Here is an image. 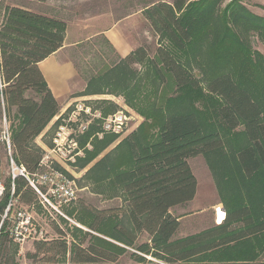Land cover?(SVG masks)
Returning a JSON list of instances; mask_svg holds the SVG:
<instances>
[{
  "label": "trees",
  "instance_id": "trees-1",
  "mask_svg": "<svg viewBox=\"0 0 264 264\" xmlns=\"http://www.w3.org/2000/svg\"><path fill=\"white\" fill-rule=\"evenodd\" d=\"M144 15L166 46L154 58L136 49L87 86L88 95L124 98L144 118L84 178L93 194L124 204L78 212L76 221L88 231L73 227V237L83 235L87 246L74 240L69 246L61 234L45 262L54 263L55 251L62 259L70 253L72 264H116L129 248L139 264H256L264 255V54L251 40L264 45V17L241 0H173L151 5ZM67 28L64 20L21 7H7L0 25V107L10 126L11 158L30 173L43 153L35 140L60 110L39 64L63 47ZM117 138H93L81 167ZM197 156L207 160L227 215L212 230L175 240L181 224L171 211L197 196L189 164ZM5 187L0 258L13 264L14 242L2 217L12 199L22 207L38 196L23 177H10ZM143 235L148 241L139 243ZM47 245L36 243L27 258Z\"/></svg>",
  "mask_w": 264,
  "mask_h": 264
},
{
  "label": "rangeland",
  "instance_id": "rangeland-1",
  "mask_svg": "<svg viewBox=\"0 0 264 264\" xmlns=\"http://www.w3.org/2000/svg\"><path fill=\"white\" fill-rule=\"evenodd\" d=\"M230 1L231 0H229V2ZM241 1L251 12L264 17V0ZM161 2L171 4L173 0H47L45 2L43 0H0V25L3 23L7 7H21L35 13L48 15L61 20H70L74 16L77 17L80 15L91 16L94 14L114 13L117 17L123 18L128 14H134L136 26L135 28H131V33H133L131 36L135 40L134 43L136 49L143 47L147 50L149 56L154 58L157 49L160 46H166L167 41L161 38L151 28L149 21L144 15V10L151 7V5L154 6ZM251 43L254 50L264 54V45L257 37H252ZM67 55V58L73 63L74 71L77 73L78 77L77 82H79L78 89H76V91L66 100L67 103L79 98L93 96L102 97L103 95H88L87 86L90 78L97 75V73L105 71L107 68L113 67L123 60L116 56L112 45L102 37L92 39L76 48L68 50ZM134 68L140 70L141 67L136 66ZM120 106L123 107L126 114L132 118L125 133L118 137L116 142L108 147L101 156H99V158L88 167L82 168L78 163L77 170H75V178L78 186V199L75 203L64 208L63 212L65 217L50 215L44 210L38 200L32 204L33 206H30V210L36 218L35 228L38 231H43L44 237L40 240H29L23 246L13 243L9 252L10 260H12L13 264H48L45 261L49 257H44L47 256L46 251L50 247H53L54 245L56 246L60 240H63L61 234L66 235L65 239L68 241L69 246H71L73 240L77 244H82L83 235L78 233L77 237H73L74 233L72 231L73 227L88 231V229L78 224L76 221L78 212H82V210L85 209H97L101 211L115 210L123 206L124 203L120 198L106 200L102 196L93 194L92 187L84 180L87 171L93 167V165L107 155L117 144L127 138L132 132L136 131L144 122V118L131 109L125 99ZM62 107L63 104L60 105V108ZM104 107L109 109V111H112V107L118 109L115 105H104ZM1 117L2 108L0 107V129L3 125ZM6 148V145L0 146V179L4 184H6V181L11 177L10 160ZM189 164L198 181V192L193 202L186 206L177 207L171 211V214L178 218L181 224L175 240L184 239L212 230L222 223L227 215L225 207L221 203L214 177L205 157L197 156L192 158L189 160ZM22 207L28 208V206ZM71 212H74V214L70 215ZM105 239L112 241L107 238ZM88 240L89 239H86L85 243L82 244L83 247L87 246ZM146 241H148L147 235H143L139 239V243ZM36 243H45L48 245L43 248L41 253H37V258L29 260L27 254L36 253L34 246ZM55 253L56 252L53 251L50 255L54 258V263L52 264H72L70 261V253L67 255L66 259H62L59 256L55 257ZM132 253V249L126 248V251L120 256L116 264H139L132 257ZM6 260V256L1 257L0 264H4ZM262 263H264V255L256 264Z\"/></svg>",
  "mask_w": 264,
  "mask_h": 264
},
{
  "label": "built area",
  "instance_id": "built-area-1",
  "mask_svg": "<svg viewBox=\"0 0 264 264\" xmlns=\"http://www.w3.org/2000/svg\"><path fill=\"white\" fill-rule=\"evenodd\" d=\"M121 97L103 95L74 99L60 108L50 126V143L43 150L38 169L30 173L23 166L16 165L11 158L10 126L5 116L0 129V143L6 145L11 166V178L27 180L29 186L38 196L40 205L50 214L65 217L64 208L78 199V186L75 178L80 159L86 151L93 149L92 139L103 140L106 136L120 137L132 119L120 105ZM104 105H115L116 111H105ZM92 133L86 143L84 139ZM6 191L4 182L0 179V201ZM14 194V184L12 185ZM3 222L7 219V229L10 239L23 246L29 240H40L43 231L35 228V216L30 209L17 207V201L11 200L7 205ZM3 224V223H2Z\"/></svg>",
  "mask_w": 264,
  "mask_h": 264
},
{
  "label": "crops",
  "instance_id": "crops-1",
  "mask_svg": "<svg viewBox=\"0 0 264 264\" xmlns=\"http://www.w3.org/2000/svg\"><path fill=\"white\" fill-rule=\"evenodd\" d=\"M64 21L67 23L68 28L63 47L39 64V68L54 97L63 106L67 103L66 100L73 92L78 89L79 85L73 63L67 58L68 50L98 37H102L108 41L114 48L116 56L120 59H125L136 49L135 40L131 36L133 34L131 33V28H135L136 26L134 14H128L123 18L117 17L114 13L94 14L91 16L80 15ZM3 120L4 112L2 108V123ZM51 122L35 140L36 145L42 151L50 143L51 132L49 129ZM21 205L30 207L32 204L27 205L23 202Z\"/></svg>",
  "mask_w": 264,
  "mask_h": 264
}]
</instances>
